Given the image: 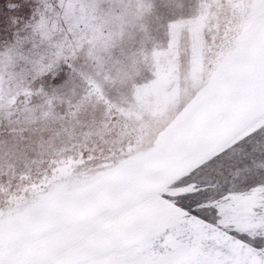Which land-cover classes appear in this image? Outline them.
<instances>
[{
    "label": "snow or ice",
    "instance_id": "obj_1",
    "mask_svg": "<svg viewBox=\"0 0 264 264\" xmlns=\"http://www.w3.org/2000/svg\"><path fill=\"white\" fill-rule=\"evenodd\" d=\"M0 264H264V0H0Z\"/></svg>",
    "mask_w": 264,
    "mask_h": 264
}]
</instances>
